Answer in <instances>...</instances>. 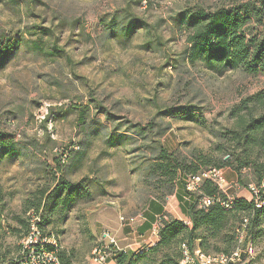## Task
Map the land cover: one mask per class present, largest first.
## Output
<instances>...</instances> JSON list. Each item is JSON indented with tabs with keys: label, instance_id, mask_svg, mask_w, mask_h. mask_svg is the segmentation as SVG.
I'll return each instance as SVG.
<instances>
[{
	"label": "rangeland",
	"instance_id": "374dc122",
	"mask_svg": "<svg viewBox=\"0 0 264 264\" xmlns=\"http://www.w3.org/2000/svg\"><path fill=\"white\" fill-rule=\"evenodd\" d=\"M239 2L259 0L0 1V40L12 43L0 67V132L12 147L0 161V211L19 230L1 235L0 264L16 259L18 218L34 213L71 264H88L102 231L120 249L145 247L153 234L137 229L151 201L180 216L160 150L201 169L226 159L229 109L264 90V73L190 63L179 13ZM130 17L145 26L123 33ZM220 171L231 198L254 182L248 168ZM62 180L80 187L69 209L50 211ZM120 215L135 220L123 224ZM259 229L237 264H264V222Z\"/></svg>",
	"mask_w": 264,
	"mask_h": 264
},
{
	"label": "trees",
	"instance_id": "16d2710c",
	"mask_svg": "<svg viewBox=\"0 0 264 264\" xmlns=\"http://www.w3.org/2000/svg\"><path fill=\"white\" fill-rule=\"evenodd\" d=\"M178 23L183 24L187 32L190 63L199 61L204 67L216 69L218 72L227 68L243 67L249 73H264V0H259L258 3L239 2L230 7L219 6L212 10L199 8L190 12L184 11L179 13ZM250 25H253V30L247 31ZM144 26L138 18L130 17L121 31L129 34L132 30ZM11 49L12 43H3L0 40V67L7 62ZM229 116L232 119L231 127L223 133L224 137L232 142L228 148V157L218 163H211L204 169L213 167L221 170L229 167L239 175L242 168H248L253 175V184L260 187L261 205H257L252 198L246 200L243 197H232L231 206H224L223 203L229 196L210 178L202 179L199 190H187L186 177L203 169L199 168L196 162L192 166L177 158L173 159L163 148L158 158L170 164L161 173L176 184L179 207L188 218L189 224L183 219L168 217L162 203L151 201V209L144 214L146 219L139 230L140 233L151 230L152 225L157 223L158 240L138 252L130 249L116 251L113 255L115 264H144L145 261V264H180L183 256L182 244L190 253L200 248L205 254H226L235 247L236 229L244 217L248 219L245 227L246 237L254 230L258 233L262 231L259 227L264 222V155L260 153L264 151V90L241 99L229 109ZM4 136L5 134L0 132V161L5 154L12 152V147L2 141ZM195 157L202 165L207 164L206 158L197 155ZM79 187L77 183L60 181L55 188V195L50 192L48 196V200L52 201L49 210L53 211L60 204L65 206L66 210L69 209L72 206L73 194ZM62 192L67 193L62 195ZM202 196L213 198L207 208L199 205ZM39 216V227L45 233L53 235L45 230L41 213ZM18 221L24 226L23 233L19 236L22 238L29 230V221L20 218ZM16 231H19L18 228L5 225V218L0 211V238L5 232L13 235ZM4 255L7 257L6 253ZM58 257L60 264H71L70 255L65 256L59 250ZM9 263L18 264L15 259Z\"/></svg>",
	"mask_w": 264,
	"mask_h": 264
},
{
	"label": "built area",
	"instance_id": "2783aa9c",
	"mask_svg": "<svg viewBox=\"0 0 264 264\" xmlns=\"http://www.w3.org/2000/svg\"><path fill=\"white\" fill-rule=\"evenodd\" d=\"M204 178H210L222 191H224V185H226L225 177L219 169L213 167L203 169L199 171V173L187 176L185 180L186 189L189 191L199 190L200 183ZM247 185L252 199L256 201L257 205H261L262 202L259 200L260 187L252 183ZM212 200V197L209 198L207 196H202L199 200V205L200 207L207 208L213 202ZM232 203V198L229 197L223 205L230 207ZM34 214L35 215L31 216V220H28V232L19 240V249L15 260L18 264H60L58 257L59 250L55 237L52 234L45 233V231L39 227L40 216L38 213ZM119 219H121V222L135 220V218H126L122 215L119 216ZM183 220L185 223L189 224L188 218ZM247 221L248 219L244 217L240 226L236 229V244L234 249L230 252L226 254H205L200 248H196L193 253H190L187 247L182 244L183 256L179 261L180 264H237L241 261L240 259L243 252L250 253L252 251L250 245L244 244ZM157 227L158 224L154 223L151 227L150 233L158 235ZM100 234L101 241L92 249L93 251L88 264H115L113 259L114 253L116 251H121V249H126L118 248L115 238L109 234V232L102 231ZM142 249L143 248H138L134 252H138Z\"/></svg>",
	"mask_w": 264,
	"mask_h": 264
},
{
	"label": "crops",
	"instance_id": "0c3cea01",
	"mask_svg": "<svg viewBox=\"0 0 264 264\" xmlns=\"http://www.w3.org/2000/svg\"><path fill=\"white\" fill-rule=\"evenodd\" d=\"M227 168V167H226ZM224 169V168H223ZM228 169L231 171V172H233L234 174H235V176H236V173H235V171H232L229 167H228ZM227 194H228V192H226ZM250 195V193H249V191L247 192V193H245V192H243V193H240L239 195L238 194H235V195H231L233 198H239V197H243V198H245L246 200H249V195ZM175 197H176V200H177V202H179V200L177 199V196L176 195H174ZM179 204H180V202H179ZM163 209H164V207H163ZM165 212V211H164ZM179 212H180V216H177L176 218H178V219H185V218H187V217H185L184 216V214L181 212V210H180V207H179ZM132 222H134V221H129V220H127V221H125V222H122L123 224H131ZM140 227V226H139ZM149 230H145L143 233H140V230H139V228L137 229V233H139L140 235H144V234H146V232H148ZM146 241H145V244L146 245H151V243H153V242H155V241H157L158 240V236L157 235H148V237H146V239H145ZM148 242H150V243H148Z\"/></svg>",
	"mask_w": 264,
	"mask_h": 264
}]
</instances>
